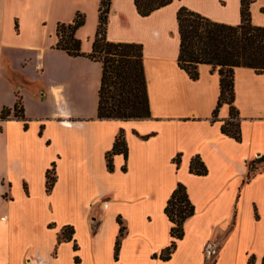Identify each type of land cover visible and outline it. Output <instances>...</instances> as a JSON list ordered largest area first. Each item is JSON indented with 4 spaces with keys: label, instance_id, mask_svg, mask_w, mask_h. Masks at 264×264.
I'll use <instances>...</instances> for the list:
<instances>
[{
    "label": "crops",
    "instance_id": "1",
    "mask_svg": "<svg viewBox=\"0 0 264 264\" xmlns=\"http://www.w3.org/2000/svg\"><path fill=\"white\" fill-rule=\"evenodd\" d=\"M79 1L83 7L54 1L31 23V7L11 16L8 0H0V114L10 111L0 118V264H34L36 257L48 264H262L264 163L254 171L249 164L264 157V74L234 69L236 141L221 132L227 104L212 119L217 71L199 65L191 80L177 64L179 8L236 26L240 0H173L146 17L134 0H111L106 40L140 44L143 52L150 118L128 121L97 119L101 65L55 48L57 24L82 10L89 30L84 24L75 37L83 54L91 52L100 0ZM250 18L264 27V0L250 5ZM18 101L22 119L13 117ZM121 130L127 158L113 156L109 172L105 155ZM195 156L206 167L203 176L189 171ZM178 184L194 213L162 261L153 256L173 240L164 208ZM14 187L17 197L9 195ZM118 217L124 235L115 259ZM67 226L72 240L59 243Z\"/></svg>",
    "mask_w": 264,
    "mask_h": 264
},
{
    "label": "trees",
    "instance_id": "2",
    "mask_svg": "<svg viewBox=\"0 0 264 264\" xmlns=\"http://www.w3.org/2000/svg\"><path fill=\"white\" fill-rule=\"evenodd\" d=\"M173 0H134L138 14L141 17L150 15ZM254 0H240V23L236 26L213 22L210 19L193 12L186 7L177 11L178 34L180 39L177 64L191 80L199 77V65H209L212 71L219 75V97L212 113L215 120L219 108L223 104L229 106L230 119L225 121L221 132L236 141H240L239 123L235 120L237 112L233 107L234 69L246 67L256 74H264V27L254 26L250 18V5ZM111 0H100L98 7V25L92 42L91 52L87 55L81 52V41L75 37L76 31L85 24V16L75 14L69 24L58 23L56 27L57 43L55 48L66 52L71 57L84 56L101 65V80L98 91L97 119L99 120H142L150 118L149 98L143 65L142 46L135 43H115L106 40V26ZM13 117L23 118V108L18 101L14 106ZM10 116V111L3 109L2 120ZM26 128V126H25ZM123 155L127 158V145L121 130L116 136L113 146L106 153V166L113 171V156ZM178 158L174 162H178ZM264 163V157L249 164V170H256V165ZM189 171L203 176L207 173L205 165L199 156L191 159ZM46 191H51L54 182V167L46 171ZM164 213L172 223L170 236L171 245L163 249L159 258L166 261L175 249V240L183 237V224L194 213L186 189L178 184L172 192ZM119 235L114 246V258L117 259L120 241L124 235V227L120 217ZM74 234L72 227H64L58 236V242L71 241ZM77 247L74 245V250ZM78 262V259L75 258ZM264 264V257L262 259Z\"/></svg>",
    "mask_w": 264,
    "mask_h": 264
},
{
    "label": "rangeland",
    "instance_id": "3",
    "mask_svg": "<svg viewBox=\"0 0 264 264\" xmlns=\"http://www.w3.org/2000/svg\"><path fill=\"white\" fill-rule=\"evenodd\" d=\"M54 1H57V5H59V4L66 5L67 4V5L74 6V8L76 6L83 7V3L81 1L78 2V0L77 1L76 0H8L7 6H8V10L10 11L11 16L15 15V14L23 15L24 14V11H23L24 6L31 7L32 8V14H31V17L28 19V22L32 23V19H34V15L36 13H39V12L43 13V14L48 13L50 8L53 7ZM74 12L75 13L79 12L85 16V22H86L85 23L86 24L85 31H88L89 30V20L87 19L86 13L83 12L82 10H76ZM14 19L16 20V18H14ZM11 23L13 24V27H14L15 24L13 21V17L11 18ZM38 24H42V23H40V21H39ZM17 25L18 24L16 22V26ZM45 188H46V181H45ZM22 191L25 193V190L23 187H22ZM18 194H19V192H18L17 188L14 187V188H12V191L9 195L11 197L12 196L17 197Z\"/></svg>",
    "mask_w": 264,
    "mask_h": 264
},
{
    "label": "built area",
    "instance_id": "4",
    "mask_svg": "<svg viewBox=\"0 0 264 264\" xmlns=\"http://www.w3.org/2000/svg\"><path fill=\"white\" fill-rule=\"evenodd\" d=\"M207 253H208V255H210V254H214L215 251H213L210 248H208L207 249ZM33 263L34 264H48L47 261H45L44 259H42L40 257H36L35 259H33Z\"/></svg>",
    "mask_w": 264,
    "mask_h": 264
}]
</instances>
